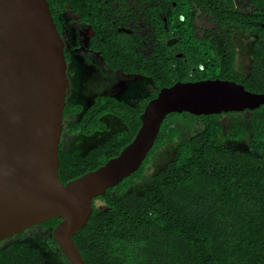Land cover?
Listing matches in <instances>:
<instances>
[{
	"label": "trees",
	"instance_id": "1",
	"mask_svg": "<svg viewBox=\"0 0 264 264\" xmlns=\"http://www.w3.org/2000/svg\"><path fill=\"white\" fill-rule=\"evenodd\" d=\"M70 1L48 0L60 6ZM203 1L193 0L198 5ZM207 1L206 12L219 28L206 31L207 54L203 55V43L193 30L181 33V38L191 43L186 57L196 66L194 75L190 76L182 59L175 57V69L166 70L169 77L162 79L155 72L157 89L138 108L113 99L83 111L73 104L81 113L64 122L70 131L85 136L104 131L101 117L106 114L116 115L125 127L111 132L84 155L65 151L59 144L58 171L63 183L118 155L135 136L145 104L163 86L218 77L239 82L250 91H264V62L260 61L264 57V26L260 21L264 19L256 18L254 25L248 13L232 8V0ZM228 24L259 35L255 59L246 76L233 67L235 53L225 29ZM194 48L196 56L189 52ZM162 60L159 54L160 65ZM69 109L67 104L63 119ZM246 111L254 114L251 129L236 125L229 129V135L234 139L247 135V144H216L222 130L220 116ZM180 122L190 128L197 123L200 129L179 141L176 156L153 175L142 192L129 190L158 149L181 133ZM96 200L104 204L103 209L95 205ZM60 220L54 217L43 224L53 229ZM73 239L86 264H264V104L241 112L167 114L140 167L93 199V211ZM50 240L57 245L52 236Z\"/></svg>",
	"mask_w": 264,
	"mask_h": 264
},
{
	"label": "water",
	"instance_id": "2",
	"mask_svg": "<svg viewBox=\"0 0 264 264\" xmlns=\"http://www.w3.org/2000/svg\"><path fill=\"white\" fill-rule=\"evenodd\" d=\"M66 67L48 0H0V241L60 218L51 234L70 264H86L73 235L86 224L93 199L140 167L167 114L241 112L264 104V91L218 77L163 86L118 155L63 183L58 152Z\"/></svg>",
	"mask_w": 264,
	"mask_h": 264
},
{
	"label": "flooded vegetation",
	"instance_id": "3",
	"mask_svg": "<svg viewBox=\"0 0 264 264\" xmlns=\"http://www.w3.org/2000/svg\"><path fill=\"white\" fill-rule=\"evenodd\" d=\"M231 6L237 12L248 13L254 25L257 23L256 18L264 19V0H232ZM49 7L64 41L68 78L65 106L74 88L80 95L77 98L85 97V101L80 99L75 102L81 111L94 103L99 106L103 101L112 99L138 108L157 89L155 72L162 79L169 77L166 70L175 69V57L182 59L190 76L194 75L196 66H192L191 60L186 57L191 43L181 38L183 31L193 30V35L203 43V55L207 54L206 31L209 29L198 35L194 24L198 13L208 14L207 0L200 5L193 0H71L62 6L59 2L52 5L49 2ZM215 23V30L219 31ZM260 24L264 26V21H260ZM230 26L253 37L249 69L241 74L246 76L250 74L255 59L259 35L235 24L225 27L230 33L231 49L235 53V69L237 48L232 31L227 29ZM191 51L196 56V49ZM159 54L164 58L161 65L158 62ZM260 61L264 62V57ZM199 67L202 69L201 65ZM142 80H148L146 84L150 80L153 89H149L144 98H137L135 102L127 101L125 96L134 94L132 85L137 84L139 90ZM39 224L52 232L43 222ZM16 235L18 233L0 241V264H44L37 248L25 240L17 239ZM49 243L51 247H58L51 240Z\"/></svg>",
	"mask_w": 264,
	"mask_h": 264
},
{
	"label": "rangeland",
	"instance_id": "4",
	"mask_svg": "<svg viewBox=\"0 0 264 264\" xmlns=\"http://www.w3.org/2000/svg\"><path fill=\"white\" fill-rule=\"evenodd\" d=\"M196 32L198 35H202L205 29L214 30L216 27L215 21L210 17L209 14L198 13L194 20ZM227 29L232 31V37L234 39L237 48V59L235 63L236 70L241 74H245L249 69L250 63V48L253 37L247 32L242 31L239 28L228 27ZM148 80L141 81V88L137 89V84L132 85V90L134 94L132 96L126 95V100L130 102H135L137 98L145 97L148 90L153 89V85L149 80V84L146 82ZM74 89V88H73ZM71 90V94L68 97L69 113L63 119V129L61 134V148L65 151L72 152L76 155L84 154L87 149L100 143L102 140L108 137V135L118 129L125 127L121 119L118 117L108 114L101 118L104 125V131L95 132L91 135L85 136L76 131H70L64 122L70 119H76L79 117L80 112L75 110V102L82 99L85 101V97L77 98V91ZM76 89V88H75ZM138 90V91H137ZM135 91H137L135 93ZM82 95V94H81ZM254 120V114L250 112H243L238 114H225L220 116L219 122L222 126L221 132L216 136L214 142L216 144H223L226 146H244L247 144V135L241 139H234L229 135V129L236 125L244 126V128L250 130L251 124ZM182 126L181 133L174 137L169 143L162 145L156 155L152 157L148 164L146 165L144 171L135 179L134 183L129 186V190L135 192H142L152 181V177L158 171L163 169L166 163L172 160L177 154V146L181 139L190 136L199 131L200 126L197 123H193L192 127H188L184 123L180 122ZM95 205L99 209L104 208V204L96 200ZM49 229H43L40 224L33 225L22 232L18 233L15 237L19 240L27 241L31 246L37 248V251L43 256L44 264H70L64 257L60 249L56 246L51 247Z\"/></svg>",
	"mask_w": 264,
	"mask_h": 264
}]
</instances>
